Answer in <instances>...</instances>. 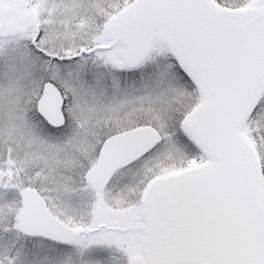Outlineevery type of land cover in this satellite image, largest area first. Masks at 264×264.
<instances>
[{
    "label": "snow or ice",
    "instance_id": "1",
    "mask_svg": "<svg viewBox=\"0 0 264 264\" xmlns=\"http://www.w3.org/2000/svg\"><path fill=\"white\" fill-rule=\"evenodd\" d=\"M15 4L0 264H264V0Z\"/></svg>",
    "mask_w": 264,
    "mask_h": 264
},
{
    "label": "rangeland",
    "instance_id": "2",
    "mask_svg": "<svg viewBox=\"0 0 264 264\" xmlns=\"http://www.w3.org/2000/svg\"><path fill=\"white\" fill-rule=\"evenodd\" d=\"M3 12L5 13V17H0V22L18 18L21 15L22 10L16 6L15 0H0V14Z\"/></svg>",
    "mask_w": 264,
    "mask_h": 264
},
{
    "label": "flooded vegetation",
    "instance_id": "3",
    "mask_svg": "<svg viewBox=\"0 0 264 264\" xmlns=\"http://www.w3.org/2000/svg\"><path fill=\"white\" fill-rule=\"evenodd\" d=\"M13 5H14V4H13ZM0 17H1V18H4V17H5V13H4V12L1 13V14H0ZM16 19H18V18H16ZM16 19H8V20H4L3 22H0V23H6V22L9 21V20H13V21L16 22Z\"/></svg>",
    "mask_w": 264,
    "mask_h": 264
},
{
    "label": "water",
    "instance_id": "4",
    "mask_svg": "<svg viewBox=\"0 0 264 264\" xmlns=\"http://www.w3.org/2000/svg\"><path fill=\"white\" fill-rule=\"evenodd\" d=\"M14 23H15L14 21H8L5 24H0V25H11V24H14Z\"/></svg>",
    "mask_w": 264,
    "mask_h": 264
}]
</instances>
